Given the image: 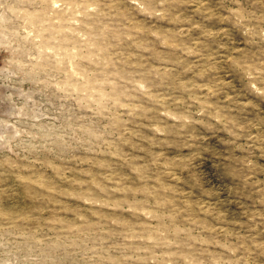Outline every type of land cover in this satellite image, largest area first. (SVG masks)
I'll return each instance as SVG.
<instances>
[{
	"label": "clouds",
	"instance_id": "clouds-1",
	"mask_svg": "<svg viewBox=\"0 0 264 264\" xmlns=\"http://www.w3.org/2000/svg\"><path fill=\"white\" fill-rule=\"evenodd\" d=\"M0 264H264V0H0Z\"/></svg>",
	"mask_w": 264,
	"mask_h": 264
}]
</instances>
